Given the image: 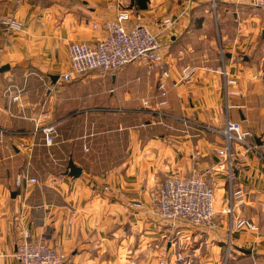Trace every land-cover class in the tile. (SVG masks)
Segmentation results:
<instances>
[{
	"label": "crops",
	"instance_id": "1",
	"mask_svg": "<svg viewBox=\"0 0 264 264\" xmlns=\"http://www.w3.org/2000/svg\"><path fill=\"white\" fill-rule=\"evenodd\" d=\"M128 6V0H0V18L23 23L11 34L0 27V68L9 67L0 74V264H17L23 231L61 249L65 264H158L162 257L172 262L178 251L193 264H264V14L251 0H149L136 14ZM119 8L161 43L170 73L163 97L149 63L62 79L70 70L69 45L102 39ZM230 14L238 53H223L224 61L244 96L226 99L222 77L202 68L218 65L208 47L213 22ZM164 17L171 27H163ZM186 63L199 69L180 82ZM162 99V119L141 102L154 108ZM42 112L47 123H61L51 147L34 133L32 119ZM227 116L251 135L258 153L235 145L245 163L235 158L230 169L217 170ZM70 160L82 171L77 179L65 175ZM22 170L37 183L16 189ZM194 172L214 186L216 228L169 229L151 212L156 192L167 178ZM134 202L143 209L130 208ZM240 219L245 223L236 227Z\"/></svg>",
	"mask_w": 264,
	"mask_h": 264
},
{
	"label": "built area",
	"instance_id": "2",
	"mask_svg": "<svg viewBox=\"0 0 264 264\" xmlns=\"http://www.w3.org/2000/svg\"><path fill=\"white\" fill-rule=\"evenodd\" d=\"M251 5L264 14V0H251ZM130 21L131 12L119 8L115 18L106 24V34L102 39L93 44L86 42L70 44L68 47L70 70L62 76L63 81L68 82L91 72H100L102 75L112 74L131 64L149 63L157 68L159 73L157 89L160 91L158 98L163 97L166 93L170 73L161 50V43L146 27L130 24ZM173 23L174 21L170 17H164L162 20L164 28L171 27ZM0 27L4 33L11 34L21 31L23 23L14 16L2 17L0 18ZM92 29L97 30L98 26L94 24ZM198 69L190 63H186L180 71V82L191 81ZM202 70L207 74L222 77L226 99L244 96L239 87V79L230 74L227 69L223 53L217 66H205ZM252 79H257V77L253 76ZM18 98L17 95L13 101L16 102ZM141 102L145 109L156 114L159 118L162 119L165 116L161 111V107L167 106L165 99L157 101L154 108H149L148 100ZM47 118V115L42 112L32 121L34 133H40L44 145L51 147L55 144L57 129L61 123H47ZM183 122L188 123L185 120ZM219 133L223 138V145L215 150L218 159L217 170H224L227 167L230 169L235 158L238 163H245L246 156L237 153L234 149L235 145L243 149L244 152L258 153V146L251 142V135L243 131L239 122L231 121L228 116ZM36 183V178L31 177L28 170L20 171L13 181L16 189L27 188ZM214 191V186L205 179L202 173L194 172L189 177H170L159 186L153 199L151 212L169 229L178 227L215 229ZM130 208L142 210L143 204L134 202L130 204ZM224 212L231 214L232 208L227 207ZM244 223L245 221L241 219L237 220L236 227H240ZM249 227L255 229L252 224ZM13 258L17 264H65L68 260L67 255L58 247L44 241L30 240L28 231L21 232V238L15 244ZM192 262L183 252L178 251L172 262H167L162 257L158 264H193Z\"/></svg>",
	"mask_w": 264,
	"mask_h": 264
},
{
	"label": "rangeland",
	"instance_id": "3",
	"mask_svg": "<svg viewBox=\"0 0 264 264\" xmlns=\"http://www.w3.org/2000/svg\"><path fill=\"white\" fill-rule=\"evenodd\" d=\"M229 13H232V11H229ZM236 30H237V24L231 14L224 22L221 21L213 22V27H212V31L214 34L213 45L208 47H210L209 49L211 50L213 49L214 54L212 55V58L213 60L218 59V64L220 63L222 53L232 54V52H234L233 49L235 48L236 45V43L234 45ZM234 53L237 54L238 50ZM246 56L249 58L250 56L252 57L253 55L249 53ZM236 58L238 60L239 56H236ZM214 196H215V192H214Z\"/></svg>",
	"mask_w": 264,
	"mask_h": 264
},
{
	"label": "water",
	"instance_id": "4",
	"mask_svg": "<svg viewBox=\"0 0 264 264\" xmlns=\"http://www.w3.org/2000/svg\"><path fill=\"white\" fill-rule=\"evenodd\" d=\"M263 36H264V30H263ZM226 57L230 58L231 55L230 54H226ZM245 60H247V58H245ZM8 70H9V67H7V66L1 67L0 68V74H3L4 72H6ZM56 79H57V77L54 78L53 81H55ZM81 172H82L81 169L76 167L71 160L68 162L67 169L65 171V175L66 176H68L70 178H73V179H77V178H79L81 176ZM16 194H17L16 192H12L11 193V197L15 198ZM238 251L243 253V254H249V251H245L243 249H238Z\"/></svg>",
	"mask_w": 264,
	"mask_h": 264
},
{
	"label": "trees",
	"instance_id": "5",
	"mask_svg": "<svg viewBox=\"0 0 264 264\" xmlns=\"http://www.w3.org/2000/svg\"><path fill=\"white\" fill-rule=\"evenodd\" d=\"M128 9L131 10L133 14L145 11L148 9L149 0H128ZM127 9V10H128Z\"/></svg>",
	"mask_w": 264,
	"mask_h": 264
}]
</instances>
